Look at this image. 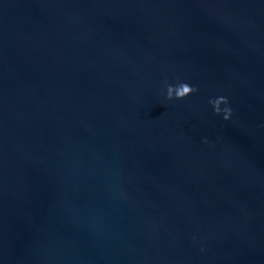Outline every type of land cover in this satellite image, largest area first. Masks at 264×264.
I'll return each instance as SVG.
<instances>
[{
	"label": "water",
	"instance_id": "obj_1",
	"mask_svg": "<svg viewBox=\"0 0 264 264\" xmlns=\"http://www.w3.org/2000/svg\"><path fill=\"white\" fill-rule=\"evenodd\" d=\"M0 264H264V0H0Z\"/></svg>",
	"mask_w": 264,
	"mask_h": 264
},
{
	"label": "clouds",
	"instance_id": "obj_2",
	"mask_svg": "<svg viewBox=\"0 0 264 264\" xmlns=\"http://www.w3.org/2000/svg\"><path fill=\"white\" fill-rule=\"evenodd\" d=\"M197 89L193 86H190L187 83H179L175 87L171 85H166V94L165 100H183L190 94L196 92ZM209 104L211 105L213 112L216 115H221L225 121L229 120L231 116V109L227 107L228 100L226 97H219L216 99H210ZM221 105H225L223 109H221ZM206 142V141H205Z\"/></svg>",
	"mask_w": 264,
	"mask_h": 264
}]
</instances>
